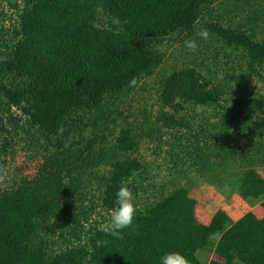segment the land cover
<instances>
[{
    "label": "trees",
    "instance_id": "obj_1",
    "mask_svg": "<svg viewBox=\"0 0 264 264\" xmlns=\"http://www.w3.org/2000/svg\"><path fill=\"white\" fill-rule=\"evenodd\" d=\"M176 42L157 108L140 104ZM148 140L153 161L138 154ZM19 141L42 160L0 187V264H160L172 251L264 264V216L218 209L204 223L191 194L208 183L264 207V0H0V163ZM122 183L139 227L117 239L98 227Z\"/></svg>",
    "mask_w": 264,
    "mask_h": 264
},
{
    "label": "rangeland",
    "instance_id": "obj_2",
    "mask_svg": "<svg viewBox=\"0 0 264 264\" xmlns=\"http://www.w3.org/2000/svg\"><path fill=\"white\" fill-rule=\"evenodd\" d=\"M178 45V42L166 45V56L164 57V60L161 64V66L155 71L154 74H152L150 77L145 78L141 85L138 87V94L135 99H140V104L144 105V102L147 101V107H150V104L153 103V107L157 108L158 102H157V96L160 88V82L162 80V77L164 74L171 71L173 67H179L181 66L182 58L181 56H177L174 54L173 49L175 46ZM133 100L132 102H127L126 106L123 107V114L122 116H134V114H138L139 111L137 109V102L136 100ZM145 99V100H144ZM152 108V107H150ZM123 117H120V120H123ZM131 119V117L129 118ZM27 136V135H26ZM24 141H19L15 148L17 149L15 157L9 161V164L7 165L8 170V179L5 183L0 184V187L9 186L12 185L16 180H18L20 177L24 175H32L33 173H36V168L38 167L39 162L42 160L39 156L38 157H31V154L33 151H30L29 149L23 148L24 147ZM166 149L167 147H163ZM153 149H154V143H152L150 140L144 141L140 149L138 151V154L140 156H143L147 158L148 160H154L155 156L153 155ZM34 154V153H33ZM162 161L165 162L164 165H162V171L163 174L167 173V166H165L168 163L167 155L165 151L163 152L162 156L158 157ZM261 173L264 176V171L261 170ZM192 177V176H191ZM195 179V177H194ZM196 181H200V179H195ZM184 183L187 182V179L183 180ZM191 194L195 197H199V200H197V208L198 209H204L206 206L210 208V211H214L217 208H220L224 205H228L231 209L235 207L238 211L235 212L237 215H241L242 213H245L246 210H248L250 206V202L247 200H244L240 195L234 194L231 197H226L222 192H220L215 185H211L208 183H200L199 185L194 184L191 188ZM200 194L202 197L200 198ZM234 203V206H233ZM241 204V205H240ZM200 256L207 260V258H213L216 256L206 255L205 252H200Z\"/></svg>",
    "mask_w": 264,
    "mask_h": 264
},
{
    "label": "clouds",
    "instance_id": "obj_3",
    "mask_svg": "<svg viewBox=\"0 0 264 264\" xmlns=\"http://www.w3.org/2000/svg\"><path fill=\"white\" fill-rule=\"evenodd\" d=\"M197 35L200 39L207 40L209 38V31L201 29ZM184 47L192 53L198 50V43L195 39L185 40ZM137 78L133 77L130 86H135ZM72 137L66 142L65 147H68L72 142ZM8 179L7 167L0 163V184H3ZM116 207L111 211L109 218L101 223L98 231L113 238L122 239L123 232L129 229V235L136 233L139 227L134 223L138 214L139 207L136 201V196L133 190L127 183H122L116 193ZM109 243L107 240L98 239L97 247L106 246ZM160 264H192L191 260L179 251L168 252L161 257Z\"/></svg>",
    "mask_w": 264,
    "mask_h": 264
},
{
    "label": "crops",
    "instance_id": "obj_4",
    "mask_svg": "<svg viewBox=\"0 0 264 264\" xmlns=\"http://www.w3.org/2000/svg\"><path fill=\"white\" fill-rule=\"evenodd\" d=\"M202 197V195L200 194V198ZM197 200H199V197H195ZM241 205V204H240ZM234 206V203H233ZM218 209H224L228 212V214L231 216V218L235 221L238 218H240L244 213H242L241 215H237L238 209L235 207H233V209H231L230 207H228V205H224L220 208L215 209L214 211H210V208L208 206H206L204 209H198L196 208V214L199 218L200 221L204 222V223H209L212 216L214 215V213L218 210ZM248 210L253 211L257 217L262 218L264 216V207L260 204V203H251ZM246 210V211H248ZM235 211V212H234ZM215 255V254H213ZM215 259H221L218 255H216L214 257Z\"/></svg>",
    "mask_w": 264,
    "mask_h": 264
}]
</instances>
